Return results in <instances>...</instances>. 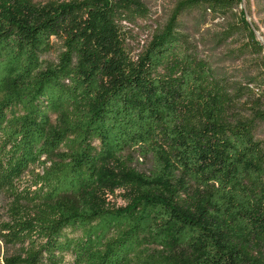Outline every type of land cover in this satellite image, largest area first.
Returning <instances> with one entry per match:
<instances>
[{"label": "trees", "instance_id": "trees-1", "mask_svg": "<svg viewBox=\"0 0 264 264\" xmlns=\"http://www.w3.org/2000/svg\"><path fill=\"white\" fill-rule=\"evenodd\" d=\"M253 12L178 0L133 54L149 0H0L3 264H264Z\"/></svg>", "mask_w": 264, "mask_h": 264}, {"label": "rangeland", "instance_id": "rangeland-1", "mask_svg": "<svg viewBox=\"0 0 264 264\" xmlns=\"http://www.w3.org/2000/svg\"><path fill=\"white\" fill-rule=\"evenodd\" d=\"M37 2H46L48 0H36ZM178 0H149L151 7V17L149 18L147 24L139 23V25L128 24L130 28V37H129V47L133 54H137L140 52L143 47L147 44V42L151 39V35L154 32L157 25L164 23L169 15V12L175 5ZM258 0H253V17L249 16V19H254V21L260 26L259 30V39L264 42V5L258 6ZM222 27V20L220 19H210L204 27H202V31L204 29H208L211 33L220 30ZM192 33L194 30L192 28L189 29ZM238 42L232 41L227 46H221L217 50V53L221 55L228 47H236ZM54 57V55H52ZM243 61H232L229 58H225L223 61V65L228 71L229 75L235 74V68L242 66ZM259 137L264 140V124L259 122ZM112 203L117 206L125 205V199L123 197V191L118 190L114 195H110ZM0 264L2 263V250L0 246Z\"/></svg>", "mask_w": 264, "mask_h": 264}, {"label": "water", "instance_id": "water-1", "mask_svg": "<svg viewBox=\"0 0 264 264\" xmlns=\"http://www.w3.org/2000/svg\"><path fill=\"white\" fill-rule=\"evenodd\" d=\"M258 35H259V32H258Z\"/></svg>", "mask_w": 264, "mask_h": 264}]
</instances>
